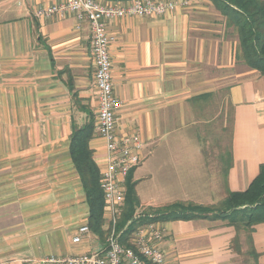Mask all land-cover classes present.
<instances>
[{
    "label": "crops",
    "instance_id": "1",
    "mask_svg": "<svg viewBox=\"0 0 264 264\" xmlns=\"http://www.w3.org/2000/svg\"><path fill=\"white\" fill-rule=\"evenodd\" d=\"M56 1L0 0V264H41L51 256L91 253L101 244L91 231L81 244L72 242L89 218L70 139L76 127L96 121L91 27L74 15L35 16ZM226 25L211 0H188L162 17L107 23L113 88L122 101L118 126L139 132L145 143L138 167L185 122L189 101L227 88L232 164L226 174L229 158L214 171L203 147L188 159L167 160L184 175L182 187L171 188L177 202L218 205L228 193L245 191L264 166V75L238 59V36ZM91 140L100 170L104 142L95 130ZM140 201L137 217L154 218L171 204L156 202L159 209L146 211L150 202ZM155 222L164 232L158 246L168 264H241L249 256V233L242 225L239 230L207 216ZM251 238L258 254L257 262L250 256L251 263L264 264V223L252 227Z\"/></svg>",
    "mask_w": 264,
    "mask_h": 264
},
{
    "label": "built area",
    "instance_id": "2",
    "mask_svg": "<svg viewBox=\"0 0 264 264\" xmlns=\"http://www.w3.org/2000/svg\"><path fill=\"white\" fill-rule=\"evenodd\" d=\"M188 0H57L35 11V16L65 18L74 15L78 22L87 21L92 33V52L95 66V87L98 108L94 130L103 139L105 152L101 159L100 185L104 192L105 218L108 237L91 253L60 258L51 256L41 264H168L165 253L158 246L164 232L155 221L139 225L130 237V244L121 241L117 231L125 204L126 182L131 171L143 161L144 139L139 132L120 130L117 110L121 99L115 95L112 81V62L109 48L113 37L107 23L116 18L162 17L187 4ZM90 233L88 223L78 229L73 244H81Z\"/></svg>",
    "mask_w": 264,
    "mask_h": 264
},
{
    "label": "trees",
    "instance_id": "3",
    "mask_svg": "<svg viewBox=\"0 0 264 264\" xmlns=\"http://www.w3.org/2000/svg\"><path fill=\"white\" fill-rule=\"evenodd\" d=\"M218 11L227 19V25L238 36V59L248 67L264 75V0H211ZM211 94L197 96L194 100L208 99ZM94 137V122L73 130L71 134L70 156L79 174L89 204L88 225L101 243H105L109 231L105 227V200L100 185V170L94 161V151L90 141ZM229 163L232 164L229 153ZM251 185L242 192H230L219 203L221 211L217 217L228 221L240 230V225L249 233V256L257 262L258 254L252 245V227L264 223V166ZM137 182H133V171L126 182L125 204L118 221L117 231L121 232V241L130 244V237L139 225L152 221L190 220L208 216L210 208L190 202H175L163 210H158L154 218L148 214L137 217L141 201L137 194ZM210 213V212H209ZM126 227V228H125ZM235 249L240 252V241L235 239Z\"/></svg>",
    "mask_w": 264,
    "mask_h": 264
},
{
    "label": "rangeland",
    "instance_id": "4",
    "mask_svg": "<svg viewBox=\"0 0 264 264\" xmlns=\"http://www.w3.org/2000/svg\"><path fill=\"white\" fill-rule=\"evenodd\" d=\"M230 71L220 73L222 79L227 77ZM229 83L228 81L225 85ZM226 90L227 88L223 87L211 93L208 99L189 101L186 105L189 114L185 122H180L177 130L165 136L157 144L158 147L160 146L159 151L152 156L146 153L148 156L146 162L136 169V175L133 178V182H138V197L142 201L150 202L146 207L144 206L146 211L159 209L156 202L161 203L166 200L172 204L178 198V194L171 192V188L182 187L181 178H184L182 168H171L169 164H166L167 160L188 159L189 155L193 157L197 154L194 151L197 147H203V154L214 171L221 169V165L224 166L227 162L232 117L231 108L226 103ZM165 146H170L174 151L166 152ZM207 208L211 210L207 217H217L221 211L219 204L207 206ZM247 246L245 243V251L248 250ZM241 264H253L251 257L243 255Z\"/></svg>",
    "mask_w": 264,
    "mask_h": 264
}]
</instances>
